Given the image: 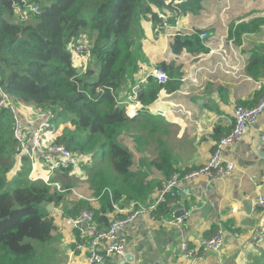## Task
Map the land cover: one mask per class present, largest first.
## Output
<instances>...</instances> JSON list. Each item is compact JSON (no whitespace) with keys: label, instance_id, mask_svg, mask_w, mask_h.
Segmentation results:
<instances>
[{"label":"crops","instance_id":"obj_1","mask_svg":"<svg viewBox=\"0 0 264 264\" xmlns=\"http://www.w3.org/2000/svg\"><path fill=\"white\" fill-rule=\"evenodd\" d=\"M225 7L206 0L199 13L183 14L178 25L170 23L169 28L160 32L154 30L149 18L141 21L142 57L138 59L133 82L120 93V104L126 106L135 86L140 91L147 88L160 63L168 66L167 71L163 70L168 77L167 86L151 104H141L134 117L128 116L134 122L122 134L121 141L131 153V147L139 153L138 169L131 172L135 185L143 191L136 198L142 201L134 200L124 207L112 203L113 210L102 213L107 223L95 224L105 230L115 219H123L134 210L143 212L117 233V238L126 241L125 253L107 257L100 264H118L126 254L134 257L132 264H190L181 255L182 241L190 249H199L216 231L222 232V246L205 252L194 264H253L264 250V238L257 237L260 213L257 202L264 195V159L258 157L259 153L264 155V142L260 139L264 135V112L248 126L239 141L222 149L223 158L236 165L228 177L219 181L200 177L192 183L181 182L175 189L174 204L167 206V214L157 217L152 215L156 209L152 213L148 209L163 182L207 163L218 141L232 132L235 106L250 107L264 97V0H236V20L227 22V26L219 16ZM152 10L156 15L160 12L155 7ZM230 25L236 28L232 38L228 33ZM242 26L248 30L243 31ZM196 31L207 34L206 39L199 38L207 53L172 51L176 37L191 36ZM81 61L88 62L89 58L82 57ZM248 65L257 66L256 77L246 71ZM37 111L32 106L20 107V118L28 133L43 122ZM64 126L52 125L46 131L51 141L61 134ZM71 172L69 176L73 179L86 177L80 168ZM53 173L34 163L31 177L50 180ZM74 190V196L81 197L82 192ZM87 196L85 192L81 198L90 203L92 210H98L99 200ZM249 199L252 209L247 214L243 201ZM179 211L184 215L177 217ZM51 216L55 231L50 264H84L87 252L78 250L77 245L87 240L63 221V217H74L65 216L60 206L53 207Z\"/></svg>","mask_w":264,"mask_h":264},{"label":"trees","instance_id":"obj_2","mask_svg":"<svg viewBox=\"0 0 264 264\" xmlns=\"http://www.w3.org/2000/svg\"><path fill=\"white\" fill-rule=\"evenodd\" d=\"M201 2L0 0L2 90L22 106L53 113L52 124L65 126L52 142L90 157L80 167L87 176L86 186L78 187L72 182L71 166L58 169L57 177L52 176L51 182L58 183L59 190L42 181H32L31 161L18 155L11 117L0 110V264H50L55 226L47 205L52 209L60 206L65 216L75 217L80 210H92L90 203L81 198L86 192L87 197L100 203L98 210H92L94 221L107 223L102 213L112 211V203L124 207L140 200L136 196L143 191L135 185V175L130 170L132 153L121 141L134 120L126 116L119 97L127 84L133 82L138 59L142 57L140 41L144 31L140 21L149 18L159 32L153 7H168L184 15L197 14ZM30 5H35L37 11L33 12ZM241 29L248 30L244 26ZM199 32L176 37L172 51L207 53ZM228 33L232 38L236 33L234 25H230ZM82 41L90 47L85 70H81L79 63L86 56L74 55ZM91 67L97 73L95 80H91ZM256 67L248 65L246 71L254 75ZM167 68L164 63L157 65L160 70ZM165 83L158 84L152 77L147 88L139 92L138 100L148 106L167 86ZM75 188L82 192L81 197L74 196ZM169 203L166 200L159 204L152 215L167 214ZM253 264H264V250Z\"/></svg>","mask_w":264,"mask_h":264},{"label":"built area","instance_id":"obj_3","mask_svg":"<svg viewBox=\"0 0 264 264\" xmlns=\"http://www.w3.org/2000/svg\"><path fill=\"white\" fill-rule=\"evenodd\" d=\"M33 12L37 11L35 5H30ZM23 19H26L25 13L22 14ZM181 17V13L176 10L163 9L157 13L158 23L156 24V30H162L169 28L170 20H173L177 25L178 20ZM208 36L202 32L199 35L201 40L206 39ZM90 54V47L85 42H80L75 51L76 57L85 55L88 57ZM86 61H80L81 70H85ZM159 84H164L167 81V76L163 70L159 69V72L153 77ZM158 80H157V79ZM140 88L135 86L132 90L129 102L125 106V113L129 117H134L136 110L141 107L138 101ZM20 107L17 104V100L4 92L0 86V110H4L9 113L12 119V135L19 145V156H26L31 161V166L34 163H40L44 168L55 174V171L60 168H67L69 166L74 169H79L83 164L90 161L89 156L77 155L68 151L66 148L53 143L46 133L52 126V121L55 119V115L50 112H44L38 109V113L43 116L42 124L30 133L25 131L24 125L20 118ZM264 112V97H262L255 105L251 107H245L242 105L235 106L233 118L232 132L220 139L216 145V151L212 154L210 159L203 166L191 170L183 176H173L162 183L161 187L157 191L156 199L148 208L151 213L156 207L164 203L167 199H170V204L173 205L172 200L176 196L175 189L181 182L192 183L200 177H204L209 181H219L228 177L236 168V165L227 161L221 155L223 148L231 146L239 141L249 125H251L262 113ZM264 142V135L260 137ZM35 151H38L36 155ZM32 172V169H31ZM29 178L32 181H42L43 183L60 189L59 184L51 182V179L41 180ZM260 208V213L257 222V237L264 238V195H262L257 202ZM143 210H134L130 215L123 219H115L111 221L108 228L105 230L99 229L94 221V213L92 211L83 210L74 218L63 217L64 223L72 229L80 231L81 237L87 240V243H80L77 245L78 250H85L87 255L85 257L84 264H100L107 257H118L125 253L126 241L124 238H117L119 230L123 229L126 225L130 224L136 216L140 215ZM85 228V230L83 229ZM223 244V235L221 231L216 233L209 239L202 242L199 249H190L186 241H182L180 245L181 255L188 259L190 264L196 263L201 259L205 252L219 249Z\"/></svg>","mask_w":264,"mask_h":264},{"label":"rangeland","instance_id":"obj_4","mask_svg":"<svg viewBox=\"0 0 264 264\" xmlns=\"http://www.w3.org/2000/svg\"><path fill=\"white\" fill-rule=\"evenodd\" d=\"M214 4L216 5H219V6H226L224 10H222L220 13H219V16H221L224 20V24H226V26L228 25L227 22H233L234 20H236V0H211ZM206 3V0H202L201 2V6H202V3ZM156 8V7H155ZM164 9V8H163ZM161 10V9H160ZM157 16V15H156ZM205 16H207V14H205ZM145 20V19H144ZM142 21V20H141ZM141 21H140V24H141ZM179 22V21H178ZM157 24V23H156ZM155 24V25H156ZM178 25V23H177ZM222 28H225V26H222L221 23L219 24ZM214 30H216V28H214ZM161 31V30H160ZM159 31V32H160ZM229 49H231L229 47ZM229 53L232 54V51H229ZM225 58V57H224ZM226 60L225 59V63H226ZM96 69H97V66H96ZM90 72L92 74H90L91 76V80H95L96 79V70L93 72V68L91 67L90 68ZM159 72V69H155L154 70V73H153V77H155V75ZM167 76V75H166ZM157 79V78H156ZM158 80V79H157ZM168 80V78H167ZM159 82V81H158ZM167 82V81H166ZM139 101V100H138ZM139 103L141 104V102L139 101ZM18 106H20V103L18 102L17 103ZM133 135V132H131V136ZM131 150H132V153H133V161H132V165L130 167V170L131 171H136L138 169V167L136 166L138 164V161H136L137 157H139V153H137L134 149V147H131ZM92 161L88 164V165H91ZM142 166H143V163H142ZM141 168V167H140ZM74 181V184L77 185V186H80V185H83V186H86V181H87V176L84 178V179H73L72 182ZM170 200V199H168Z\"/></svg>","mask_w":264,"mask_h":264},{"label":"water","instance_id":"obj_5","mask_svg":"<svg viewBox=\"0 0 264 264\" xmlns=\"http://www.w3.org/2000/svg\"><path fill=\"white\" fill-rule=\"evenodd\" d=\"M19 24H21V21L19 22ZM35 153H36V155H38L39 152L35 151ZM258 157L264 159V155H262V153H259ZM243 205L245 207V210H246L247 214H250V211L252 209V199H249L247 201H243ZM202 208H203V210H205L206 206L204 205ZM46 210L47 211H51L52 210V206L51 205H47L46 206ZM183 215H184L183 211H179L178 213H176L177 217H181ZM133 260H134V257H132L131 255L126 254L125 256H123L122 261L120 260L117 263L118 264H132Z\"/></svg>","mask_w":264,"mask_h":264},{"label":"clouds","instance_id":"obj_6","mask_svg":"<svg viewBox=\"0 0 264 264\" xmlns=\"http://www.w3.org/2000/svg\"><path fill=\"white\" fill-rule=\"evenodd\" d=\"M165 9H169V8L167 7V8H165ZM161 10H163V9H161ZM182 15H183V14L181 13V16H182ZM79 67H80V66H79ZM20 106H22V105L20 104ZM124 108H125V106H124ZM7 113H8V112H7ZM8 114H9V113H8ZM126 116H127V115H126ZM10 117H11V116H10ZM127 117H128V116H127ZM11 120H12V119H11ZM51 124H52V123H51ZM52 125H53V124H52ZM51 127H52V126H51ZM219 141H220V140H219ZM219 141H218V142H219ZM193 170H194V169H193ZM56 171H57V170H56ZM56 171H55V172H56ZM185 174H186V173H185ZM54 175H55V174H54ZM57 184H58V183H57ZM52 211H53V209H52Z\"/></svg>","mask_w":264,"mask_h":264}]
</instances>
